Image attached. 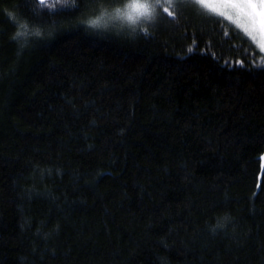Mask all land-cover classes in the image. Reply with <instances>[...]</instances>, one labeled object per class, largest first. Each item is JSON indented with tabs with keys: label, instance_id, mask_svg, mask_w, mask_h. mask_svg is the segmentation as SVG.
I'll return each instance as SVG.
<instances>
[{
	"label": "trees",
	"instance_id": "16d2710c",
	"mask_svg": "<svg viewBox=\"0 0 264 264\" xmlns=\"http://www.w3.org/2000/svg\"><path fill=\"white\" fill-rule=\"evenodd\" d=\"M165 1L0 0V264H264V52Z\"/></svg>",
	"mask_w": 264,
	"mask_h": 264
},
{
	"label": "snow or ice",
	"instance_id": "6c2138e0",
	"mask_svg": "<svg viewBox=\"0 0 264 264\" xmlns=\"http://www.w3.org/2000/svg\"><path fill=\"white\" fill-rule=\"evenodd\" d=\"M67 2V0H66ZM193 3L200 6L202 9H207L210 12L217 13L223 16V11L218 9L231 10L232 15L228 18L235 17L233 23L238 28L242 29L253 41L261 43L264 41V0H223L219 5L210 4L208 0H192ZM40 5H44L45 0H39ZM72 6H75V0H71ZM161 0H155V4H150L149 0H124L121 7H117L109 11L105 7H101L98 14L94 18H90L87 23L92 28H99L107 25L108 21L120 22L128 26L137 25L143 19H150L152 9L160 6ZM164 12L172 15L167 8ZM18 30L12 37L14 40L27 43L28 36H39L40 32H32L27 24H16ZM135 29L133 28V31ZM264 47V44H261ZM191 50V49H190Z\"/></svg>",
	"mask_w": 264,
	"mask_h": 264
},
{
	"label": "rangeland",
	"instance_id": "374dc122",
	"mask_svg": "<svg viewBox=\"0 0 264 264\" xmlns=\"http://www.w3.org/2000/svg\"><path fill=\"white\" fill-rule=\"evenodd\" d=\"M186 0H166L165 2H167V4H169V6H173V7H177L178 5H181L182 3H184ZM223 0H208V3L210 4H217L219 5L220 3H222ZM218 11H223L225 14L223 15V17L225 19H227L228 21H230L231 23H233V21L235 20V17L233 16L232 19H229L228 17L230 15H232L231 10H226V9H218ZM235 26H237L235 23H233ZM242 30V29H241ZM243 31V30H242ZM247 35V34H246ZM248 36V35H247ZM249 38H251L250 36H248ZM252 39V38H251ZM255 44L264 52V47L261 46V44H264V41H261V43H257L256 41H254Z\"/></svg>",
	"mask_w": 264,
	"mask_h": 264
}]
</instances>
